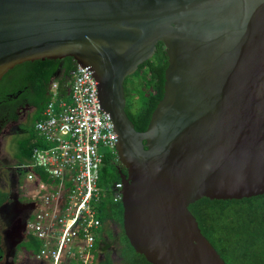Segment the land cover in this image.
<instances>
[{
	"label": "water",
	"instance_id": "95a60500",
	"mask_svg": "<svg viewBox=\"0 0 264 264\" xmlns=\"http://www.w3.org/2000/svg\"><path fill=\"white\" fill-rule=\"evenodd\" d=\"M162 43L143 132L123 83ZM71 58L116 136L122 229L149 264H224L188 206L264 194V0H0V80Z\"/></svg>",
	"mask_w": 264,
	"mask_h": 264
},
{
	"label": "built area",
	"instance_id": "2783aa9c",
	"mask_svg": "<svg viewBox=\"0 0 264 264\" xmlns=\"http://www.w3.org/2000/svg\"><path fill=\"white\" fill-rule=\"evenodd\" d=\"M86 69L77 67L71 73L65 99H60L57 83H50V100L34 126L43 144L32 153L43 175L26 230L39 243L29 258L35 264L96 262L92 256L102 225L97 211L103 201L99 170L104 160H116V136L109 116L99 109L95 80ZM99 145L112 150L110 158L99 153ZM120 188L119 182L111 186L115 203Z\"/></svg>",
	"mask_w": 264,
	"mask_h": 264
},
{
	"label": "trees",
	"instance_id": "16d2710c",
	"mask_svg": "<svg viewBox=\"0 0 264 264\" xmlns=\"http://www.w3.org/2000/svg\"><path fill=\"white\" fill-rule=\"evenodd\" d=\"M166 65L163 45L158 43L153 57L140 65L131 75L132 77L128 76L124 80L125 98L136 99L137 97L142 103L136 112H132L125 105V112L137 132H143L146 129L150 115L163 95V73ZM76 66L73 59L69 57L60 60H37L17 65L0 80V96L7 90L14 92L27 88L31 91L28 103L35 108L33 115L35 121H38L42 110L50 100L49 85L53 77L59 74L57 85L60 99H65L63 97L70 85L71 72L76 69ZM13 72H16V75L9 77ZM133 77L136 79L132 81V86L128 89L127 80H133ZM40 143L35 134L28 137L21 146L20 154L23 153V155L19 161L28 160L32 149ZM115 162L116 160H104V169L107 167L111 169L110 178L102 181L100 177L99 184L101 180V183L108 187L110 182L113 184L119 181V175L110 166ZM122 171L124 173V170ZM105 193L108 191L106 190ZM110 200L100 201L97 218L102 224L110 223L113 228L119 229V232L116 236L112 233L110 238L103 236L95 244L100 258L94 264H149L128 244L122 229L121 204L119 201L115 203ZM3 201H6V194L0 193V205ZM188 210L194 216L201 234L212 245L224 264H264V194L239 200L200 198L190 204ZM32 242L34 252H31L35 254L39 243L33 240Z\"/></svg>",
	"mask_w": 264,
	"mask_h": 264
},
{
	"label": "rangeland",
	"instance_id": "374dc122",
	"mask_svg": "<svg viewBox=\"0 0 264 264\" xmlns=\"http://www.w3.org/2000/svg\"><path fill=\"white\" fill-rule=\"evenodd\" d=\"M16 72H13L10 74L9 77H14L16 74ZM132 77V76H130ZM136 78L133 77L132 79H128L127 83H128V89L131 88V84L132 81H134ZM135 85L136 83L133 82ZM10 88V86H9ZM126 99V105L127 107H129V109L132 112H136L139 110L140 106H141V102L139 100V98L136 97V99L127 97ZM22 121V120H19ZM18 123V121H17ZM35 124V116L31 115L29 116V118L24 122V127L26 126V130H33ZM17 125L13 126V127H8L4 132L3 135L0 137V141L1 146H0V157L3 158V162L4 164H0V166L4 165L7 166V168H11L13 166V161H18L21 158V156L23 155V153L20 154V149L21 146L23 145V142L26 141L25 138H27V134L23 133L25 131V128H22V130H24L22 133H20V135H16V129L15 128ZM9 135L11 136L9 138ZM98 151L99 153H102L103 155H105V159L106 158H110L111 156V152L112 150L108 147H104L103 145H99L98 147ZM0 158V159H1ZM105 165L103 164L99 170V179L101 177V180H108V178H110V172L111 169L109 167L105 168ZM6 168H2L0 170V193L6 194V199H8L9 202L7 201H3L4 204L3 206H1L2 208H0V227L3 228V230L5 229V233H6V237L3 239V244H1L4 247V250H8L7 246L12 249V245H13V239L10 237L11 234V230L12 228H16L17 225L20 224L21 222V214L20 211L14 207L15 205V198L17 197V199L19 198V195L22 196V200L24 201L26 199V197H23V193H20V190L17 189L16 186L20 185L23 186L24 189L28 188L29 186H31V182L30 181H25V173H16V175L14 173H11L8 170H5ZM107 174V175H106ZM106 176V177H105ZM100 180V184L99 187L101 188L102 192H103V201L107 200L109 201L111 199V186H112V182H108L109 183L108 187L105 186V184L103 185L101 183ZM108 191V193H105V191ZM111 201V200H110ZM6 202V203H5ZM1 231V230H0ZM99 236H97L96 240L97 243L98 241L101 239V237L103 236H107V238L110 236V231L107 230V228L105 229L103 224L102 226L99 228L98 230ZM3 237V235H2ZM8 240V245H7V241ZM16 252L15 250H12L13 252H15L14 254V263L15 264H32L30 263V260L27 258V255H29L32 259V256L34 253V244L32 242V240H23L19 245L16 246ZM27 253H25V252ZM32 251V252H31ZM12 252V253H13ZM7 253H9V251H7ZM6 255V254H5ZM8 257V256H7ZM5 257V259L7 258ZM11 255L8 257V260L5 261V259L3 261L0 262V264H9L11 261H13L11 258ZM95 257L96 261L99 258L98 254H97V250L94 252L93 256Z\"/></svg>",
	"mask_w": 264,
	"mask_h": 264
},
{
	"label": "flooded vegetation",
	"instance_id": "af4514ba",
	"mask_svg": "<svg viewBox=\"0 0 264 264\" xmlns=\"http://www.w3.org/2000/svg\"><path fill=\"white\" fill-rule=\"evenodd\" d=\"M7 89V88H5ZM31 91H29L27 88H23V89H19L16 91H11L9 92V90H7L6 92H4L3 94H1L0 96V137L3 135L4 132L8 127H13L15 125H17L15 128H17L16 130V135H20V133H22L24 130H22V128H25V131L23 133L27 134V138H25V140L28 139V137L32 136L34 134L33 130L29 129L26 130V126L24 127V122L29 118V116L33 115L35 112V108L31 105H29L28 100L30 97ZM22 120V121H19ZM18 121V123H17ZM10 127V128H11ZM11 136L9 135V138ZM2 138V137H1ZM25 142V141H24ZM23 142V143H24ZM1 141H0V146H1ZM24 145V144H23ZM21 152V149H20ZM1 158V157H0ZM13 161V166L11 168H7V166H0V170L2 168H6L5 170L10 171L11 173H14L16 175L17 173V169L15 168V165L17 164L18 161L12 160ZM4 164L3 162V158L0 159V164ZM110 166H112L113 169L116 170L117 174L119 173V171L121 173H123L122 170H124L125 173V169L118 163V161H116L115 163H112ZM18 190H20V185L16 186ZM21 193V190H20ZM23 193V192H22ZM24 197V194H23ZM25 198V197H24ZM7 202L8 199H6ZM6 203V202H5ZM4 202L0 205V208H2L1 206H3ZM15 208H17L20 211L21 214V222L19 225L16 226V228H12L11 230V234L10 237L13 239V245H12V249H10L8 246V250L9 253H7L6 250H4V247L1 245L3 244V239L7 236L5 233V229L3 230L2 227H0V262L3 261L5 259V257H9L11 255V259L13 260L14 258V254L16 252V246L19 245L23 240H27L26 234H25V225L27 223V221L29 220V217L33 211V205L32 203H28L27 200L25 199L24 201L22 200V196L19 195V198L17 199V197L15 198ZM1 223V222H0ZM2 224V223H1ZM3 225V224H2ZM104 228L110 231V236L112 235H117L119 232V229L113 228L112 225L110 223H105L103 224ZM3 235V237H2ZM109 236V238H110ZM7 245H8V240L6 241ZM99 249V247H98ZM12 250H15V252H13ZM99 251V250H98ZM13 252V253H12ZM6 254V255H5ZM8 257L5 259V261L8 260ZM99 258H100V254H99ZM9 264H15L14 260L11 261Z\"/></svg>",
	"mask_w": 264,
	"mask_h": 264
},
{
	"label": "clouds",
	"instance_id": "9594fccd",
	"mask_svg": "<svg viewBox=\"0 0 264 264\" xmlns=\"http://www.w3.org/2000/svg\"><path fill=\"white\" fill-rule=\"evenodd\" d=\"M77 67H79V66H76V69H77ZM84 68H86V67H84ZM75 69V70H76ZM74 70V71H75ZM73 72V71H72ZM71 72V73H72ZM58 76H59V74H57L56 76H54L53 77V80L51 81V82H56L57 83V79H58ZM70 82H71V80H70ZM69 89V88H68ZM67 89V90H68ZM59 91V90H58ZM49 92H50V85H49ZM59 94H60V92H59ZM67 97V93L64 95V97L63 98H66ZM43 111V110H42ZM41 117V116H40ZM40 119V118H39ZM37 121H35V123H36ZM34 126H35V124H34ZM33 132H34V134H35V136H36V138L41 142L40 143V145L39 146H37V147H34L33 149H32V151H31V154H30V158L28 159V160H26L25 162H17V164L15 165V168L17 169V173L19 174V173H25V181H30L31 182V186H29L28 188H26V189H24V187L23 186H20V190H21V192H23V194H24V197H26V200H27V202L28 203H32V205H33V210H34V208H35V201H34V194L36 193V184H38V182H39V180H38V177L39 176H42L43 174H42V170H41V168H38V167H36L34 164H33V161H32V153H33V150L35 149V148H38V147H42L43 146V144H42V141L38 138V136H37V134H36V132H35V130H34V127H33ZM41 149V148H40ZM116 161H117V159H116ZM28 177H30V179L28 178ZM119 182V181H118ZM114 183H116V182H114ZM120 202V201H119ZM32 213H33V211H32ZM32 213H31V215H30V217H29V220L27 221V223H26V225H25V234H26V230H27V224L29 223V221L31 220V216H32ZM102 224V223H101ZM102 226V225H101ZM26 237H27V240H29V239H32L33 241H35L33 238H31V236H29V235H27L26 234ZM96 243H97V240H96ZM25 252V251H24ZM25 253H27V252H25ZM97 254H98V257H99V251L97 252ZM27 258L29 259L30 258V256L29 255H27ZM30 260V259H29ZM30 263H32V264H35V262H33L32 260H30Z\"/></svg>",
	"mask_w": 264,
	"mask_h": 264
}]
</instances>
